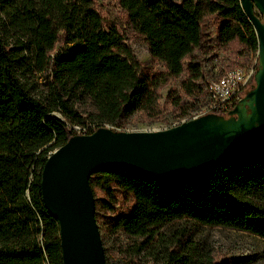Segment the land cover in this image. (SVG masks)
Returning <instances> with one entry per match:
<instances>
[{"label": "trees", "instance_id": "obj_1", "mask_svg": "<svg viewBox=\"0 0 264 264\" xmlns=\"http://www.w3.org/2000/svg\"><path fill=\"white\" fill-rule=\"evenodd\" d=\"M116 1L151 57L163 64L166 77L178 76L183 59L201 46L207 15L222 20L219 44L236 40L245 57L257 53L255 30L240 0ZM13 33L22 49L21 39H26L39 72L56 44L64 47L52 56L45 99L33 97L17 74V56L4 42ZM187 70L204 79L202 65L193 58ZM162 83L143 76L124 38L114 27H104L91 0H0V264H63L58 222L45 209L40 192L47 158L77 135L72 125L85 124L78 112L83 102L93 109V124L119 128L142 106L157 105ZM98 174L133 200L115 228L146 243L174 221L244 231L251 220H264V208L252 202H264V138L197 177L157 182L131 170ZM89 184L92 190V177ZM94 201L96 218L99 203ZM178 241L187 249L183 259L188 264H211L194 246Z\"/></svg>", "mask_w": 264, "mask_h": 264}, {"label": "rangeland", "instance_id": "obj_2", "mask_svg": "<svg viewBox=\"0 0 264 264\" xmlns=\"http://www.w3.org/2000/svg\"><path fill=\"white\" fill-rule=\"evenodd\" d=\"M91 2L94 10L102 17L104 27H114L124 38L134 60L140 65L143 76L148 79L157 77L164 83L159 90L157 105L142 106L124 120L119 128L98 122L93 124L89 116L93 114V109L90 103L83 102L78 112L85 124L72 125L79 135L89 132L96 124L99 125L98 128L125 132L169 129L180 124L186 117L199 113L208 98L209 85L202 83L216 78V72L213 71L215 67L222 71L237 66L244 69L252 66L255 67V72L257 71V53L245 57V51L236 40L228 44L218 43L217 28L222 20L218 15L212 14L205 16L201 23V46L183 59L182 72L178 76L166 77L163 64L151 57L147 43L133 30L126 12L118 2ZM261 19L263 20L262 17ZM18 38L14 33L7 34L4 38L8 49L17 56V74L33 97L45 99L47 84L51 78L52 56L64 47L61 42L57 43L49 54L45 69L39 72L26 39H21L25 46L22 49ZM190 58H193L196 64L202 65L203 80L188 73L187 63ZM254 86L255 83L252 88ZM184 110L186 113L182 115ZM53 115L68 123L60 113L54 112ZM91 177L95 184L92 188L93 197L99 203V214L95 219L104 248L105 264H188V261L183 259L187 249H182L178 239L181 242L186 241L184 244L194 246V251L206 256L211 264H264V220H251L250 228L244 231L209 227L191 220L174 221L146 243L143 238L127 236L114 226L117 218L131 209L132 198L126 196L104 174H93ZM252 202L257 207L264 208V202L260 199L253 198Z\"/></svg>", "mask_w": 264, "mask_h": 264}, {"label": "water", "instance_id": "obj_3", "mask_svg": "<svg viewBox=\"0 0 264 264\" xmlns=\"http://www.w3.org/2000/svg\"><path fill=\"white\" fill-rule=\"evenodd\" d=\"M255 30V86L225 118L206 114L153 132L98 128L73 135L47 158L40 192L59 226L63 264H105L89 179L107 171L131 170L157 182L206 174L231 154L264 138V0H240ZM263 18V20L261 19Z\"/></svg>", "mask_w": 264, "mask_h": 264}, {"label": "built area", "instance_id": "obj_4", "mask_svg": "<svg viewBox=\"0 0 264 264\" xmlns=\"http://www.w3.org/2000/svg\"><path fill=\"white\" fill-rule=\"evenodd\" d=\"M236 68H241V66L222 69V71L215 67L213 71L216 72V80H207L202 83L210 86V98H206L199 114L193 115L190 120L206 114L228 117L229 112L243 99L254 84L255 67H248V72H243V75H236ZM174 126L177 124L172 127ZM80 135H86V132L80 133Z\"/></svg>", "mask_w": 264, "mask_h": 264}, {"label": "bare ground", "instance_id": "obj_5", "mask_svg": "<svg viewBox=\"0 0 264 264\" xmlns=\"http://www.w3.org/2000/svg\"><path fill=\"white\" fill-rule=\"evenodd\" d=\"M243 72H248V69H244V68H237V69H236V75H243ZM214 75H215V74H214ZM215 77H216V76H215ZM214 80H216V78H215ZM205 90H206V89H205ZM208 98H210V86L208 87ZM197 114H199V113H196V114H193V115H197ZM193 115H192V116H189L188 118L186 117V119L182 120V121L180 122V124L183 123L184 121H189L190 118L193 117ZM178 125H179V124H178ZM258 143H259V142H256V143H254L253 145L249 146L248 148H246V149H244V150H242V151H239V152L246 151L247 149L251 148L252 146H254V145L258 144Z\"/></svg>", "mask_w": 264, "mask_h": 264}]
</instances>
